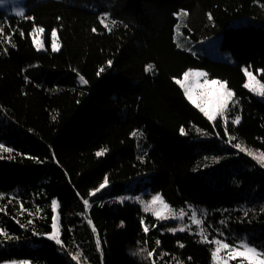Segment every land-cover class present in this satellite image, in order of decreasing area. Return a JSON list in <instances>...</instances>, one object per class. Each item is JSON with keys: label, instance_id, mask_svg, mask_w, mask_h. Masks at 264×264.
I'll return each mask as SVG.
<instances>
[{"label": "trees", "instance_id": "obj_1", "mask_svg": "<svg viewBox=\"0 0 264 264\" xmlns=\"http://www.w3.org/2000/svg\"><path fill=\"white\" fill-rule=\"evenodd\" d=\"M24 5L22 16L6 17L0 9V108L8 122L0 144L13 149L0 153V229L7 233L0 235V262L77 264L69 253L79 251V264H210L214 238L245 240L264 251V167L234 147L264 152V100L248 92L228 108L227 124L219 117L213 122L175 82L188 68H203L238 93L245 66L264 83V0ZM180 9L187 11L184 31L191 38L221 33L220 47L236 63L178 49ZM233 19L248 23L230 25ZM35 27L44 31L45 51L32 42ZM53 30L57 51L49 50ZM8 36L14 46L4 42ZM77 73L85 86L77 84ZM138 128L143 135L133 137ZM101 149L105 154L97 156ZM136 177H145L148 194L159 193L171 206L203 208L208 242L162 231L164 223L135 203L113 206V187ZM105 178L108 192L89 197ZM53 199L61 245L48 239ZM141 248L143 256L133 255Z\"/></svg>", "mask_w": 264, "mask_h": 264}, {"label": "rangeland", "instance_id": "obj_2", "mask_svg": "<svg viewBox=\"0 0 264 264\" xmlns=\"http://www.w3.org/2000/svg\"><path fill=\"white\" fill-rule=\"evenodd\" d=\"M24 3H25V0H0V9L5 13L6 17H8V16H21V15H17V13L22 11L24 14V11H25ZM185 13H186V15H185ZM175 17L177 20H176V24L174 26V41H175L176 47L178 49L185 50L194 56H206L210 59L218 60V61H224V62H228L230 64L236 63L234 58L232 57L231 53L228 50H223L220 47V42L222 39L221 33H217L215 35H212V36H209V37H206L203 39L195 40V39L191 38V36L184 31V29L186 27L187 11L184 9H180L175 13ZM102 19L104 20L105 24L109 25V19L105 14H103L101 16V20ZM241 21L244 24L248 23L247 19H244V20L233 19L230 21L229 24L230 25H238V24H241ZM253 22L256 23L255 20ZM35 28H39V27H35ZM35 28H33L30 32L32 42H33V44L37 50L45 51L46 49H45L44 40H43V32L44 31H42L40 33H36L35 35H33ZM5 41L7 42L6 39L4 40V42ZM36 41H39L42 46L37 48ZM54 41L58 44V49H59L60 43L58 41L57 34H56V37H52V35H50V46H49L50 51H53L52 50V44ZM7 50H8V47H5V51H7ZM148 69H149V67H148ZM188 70L203 71V72L207 73V79L208 80H220V81L224 82L226 84V86L228 87V89L234 93L232 101L229 103V107L231 104H235V103L239 102L240 97L245 96L248 92L255 94L254 92L250 91L249 89H247L245 87L242 91L237 93L227 85V83L224 79L209 76L208 72L203 68L190 67L186 71H188ZM246 70L252 72L253 75L256 76L257 80H259V78L255 72L247 69L245 66H242V71L244 74H245ZM101 72H103V71H101ZM74 77H75V80L79 86L82 87V86H85L87 84V83H81V77H83L81 74L77 73L74 75ZM177 79H183V75L181 77L176 78L175 81ZM203 80H204V77H201L200 78L201 83H203ZM247 81H248V78L245 75L244 84L247 83ZM56 90H59V88L55 86L52 89V91H56ZM255 95L264 100V97L259 96L257 94H255ZM6 118H7V112L4 109L0 108V128L2 129V130H0V133H2L3 130L7 129L5 126L6 123H8L5 121ZM133 131H138V132L143 133V131L140 128L134 129ZM245 149L248 151H251L254 155H259L261 153L260 151L257 152L255 149H252L249 147H245ZM245 152H247V151H245ZM145 181H146L145 177H136V178H132V179H128V180L124 181L123 184L114 186L113 187L114 196L111 199L112 205L114 206V204H122L125 201H128V202H132V203L139 205L140 208L144 211L143 204L140 201H148L151 199V197L153 195L159 194V193L148 194L150 191H149V187L145 184ZM107 186H108V184H107ZM107 186L104 189H102L99 193H97L96 195L107 191V189H108ZM94 190L95 189H93L91 191H94ZM89 197H92V196H89ZM124 197H128V199H124L123 202H121L122 198H124ZM137 197L140 198V201L135 199ZM169 207L175 213H178L181 210H183L185 214H184L183 218H175V219L169 218L167 220H159L161 223H164V227L161 229L162 231L169 232L172 234H176V233L195 234L198 236V238L201 241L208 242V239L205 237V232H204V227H203V208L196 207V206L189 204V203H186L185 205L179 206V207H174L171 205H169ZM193 212L196 213L197 218L202 220V223L200 226H197V225L192 223L191 216H192ZM147 213H151V212H147ZM56 215L58 216V224H59V229H60L59 205H58ZM93 225H94L95 231L97 232V226L94 223H93ZM181 226L186 227V231H184V232L168 231V229H170V228H177L178 229ZM201 233H203V235H201ZM59 235H60V231H59ZM217 240L221 241L222 243L229 244L223 238H214L212 240V242L217 241ZM241 242H246V241L241 240L240 242H238L235 245L234 244H229V245L230 246H236V245L240 244ZM251 246H253V245H251ZM216 248H217V245L215 243H213L212 253H213V251L216 250ZM257 249L260 250L259 248H257ZM234 260L238 261L241 264L240 258L229 259L228 250L222 249L218 252V254L215 257H213V255H212L210 264H232V261H234ZM0 264H28V263L26 260L10 259V260L1 261ZM245 264H246V262H245Z\"/></svg>", "mask_w": 264, "mask_h": 264}, {"label": "snow or ice", "instance_id": "obj_3", "mask_svg": "<svg viewBox=\"0 0 264 264\" xmlns=\"http://www.w3.org/2000/svg\"><path fill=\"white\" fill-rule=\"evenodd\" d=\"M17 15H23V12H18ZM186 15V13H185ZM209 19H211V16L209 15ZM101 23L104 24V26L107 28L108 25L104 23V20H101ZM114 24L115 21H112ZM110 30V29H109ZM43 29L41 28H35L33 35L36 33L42 32ZM95 31V29H93ZM3 28L0 27V35H3ZM23 35V33H21ZM52 37H56V31L53 30L51 33ZM7 42L10 43L11 37H6ZM37 48L41 47L39 41H36ZM58 49V44L54 41L52 44V50L56 51ZM111 61H108L109 66L111 65ZM149 69L152 67L151 65L148 66ZM100 71H103L101 69ZM245 75L248 78L247 83H245L243 86L250 91L254 92L255 94L264 97V83H261L259 80H257L256 76L253 75L250 71H245ZM204 77L203 83H201L200 78ZM183 90L184 94L187 97V99L195 105L196 108L199 109L201 113L204 114V116L209 121H217V118H224L225 124H227V112L229 108V103L232 101L234 93L228 89L226 84L220 80H208L207 79V73L203 71H193L188 70L183 73V79H177L175 81ZM81 83H87L86 80H84L83 77H81ZM241 117L236 116L235 119L231 121L232 124H238L240 122ZM181 134H184V129L181 128ZM227 134V132H226ZM133 137L142 136V132L133 131L131 133ZM231 139V138H230ZM234 147L239 149L240 151L244 152L247 151V154L252 156L253 159L257 160V162L264 167V152H261L259 155H254L251 151L246 150L244 147H242L240 144H235ZM13 149L6 147L3 144H0V153H12ZM106 152V149H101L96 153L97 156H102ZM3 156H0V159H3ZM9 159L12 157L9 156ZM139 158V157H138ZM108 184V179L105 178L104 182L99 185L94 191H91L89 193V196H94L97 193H99L102 189H104ZM124 199H128V197L122 198L121 202H123ZM138 201H140V198H135ZM85 206L87 207L89 205V200L85 199L84 201ZM143 204L144 211L151 212L153 216H155L158 220H167L169 218H183L184 211L181 210L178 213H175L171 210L169 205L162 199V197L157 194L153 195L150 200L148 201H140ZM51 207H52V232L48 234V239L55 241L57 245H61L62 241L59 235V224H58V216L56 215L57 209H58V202L57 200L53 199L51 201ZM192 223L200 226L202 223V220L197 218V215L195 212L192 213L191 216ZM143 223V220L141 221ZM28 223H32L31 220L28 221ZM91 223V221H89ZM24 225H21L23 227ZM95 231V229H93ZM144 231L147 233L149 229L145 227ZM168 231L171 232H184L186 231V227L181 226L178 229L177 228H170ZM0 235H7L2 229H0ZM203 235V233H201ZM157 245H159V241L156 242ZM217 245V248L215 251H213L212 255L215 257L218 252L222 249L228 250V256L229 259H241V264H264V251L258 250L256 247L251 246L247 242H241L240 244L236 246H230L227 243H222L221 241H213ZM183 247V245H180ZM146 252V249L141 248L139 251L134 252L133 255H141L143 256ZM153 251H147V258H151L153 256ZM71 256V259L73 261H77V264H79L78 258L81 256V253L77 251L75 254L69 253Z\"/></svg>", "mask_w": 264, "mask_h": 264}]
</instances>
